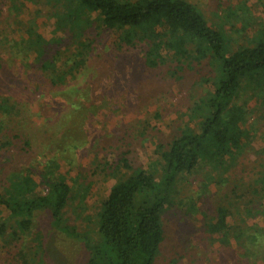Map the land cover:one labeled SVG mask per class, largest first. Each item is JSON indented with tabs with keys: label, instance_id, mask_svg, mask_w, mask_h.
<instances>
[{
	"label": "trees",
	"instance_id": "16d2710c",
	"mask_svg": "<svg viewBox=\"0 0 264 264\" xmlns=\"http://www.w3.org/2000/svg\"><path fill=\"white\" fill-rule=\"evenodd\" d=\"M24 2L36 7L27 30L0 29V112L6 121L12 118L8 117L9 112L26 108L40 91L32 90L27 85L29 81L25 84L21 81L26 68L21 63L31 60L30 57H34L29 63L31 77L42 76V84L49 93H65H58L65 97L61 99V108L70 105L82 108L83 114L86 112L88 116L85 122L90 117L96 119L103 108H108L104 100L110 91L104 88L111 81L101 77L103 83L95 85L100 73L80 89L77 84H72L81 69L87 70L93 39L86 40L85 37L95 24L101 30H94L93 38L100 37L102 31L114 34L111 42V47L115 48L111 50L114 61L125 62L118 56L125 55L124 52L119 51L144 47L142 62L149 71L162 70L170 62L178 65L175 75L178 70H184L185 63L191 68L194 62L201 66L209 61L210 67H214L217 83L211 82L214 77L205 79V84L211 82L207 97L185 115L190 125L199 121L198 130L189 128L167 146L157 147L156 154L164 163L163 166L160 160L157 161L162 168L158 181L151 170L132 171L127 159H122L115 168L110 166L112 175L124 170L129 174H122L123 178L110 189L100 207L93 231L96 234H87L91 239L83 242L88 253L87 264H155L164 242L163 216L169 209L185 202L179 199L175 184L179 188L182 179L194 176L201 167L200 170H209V175L202 177L205 192H208V184L222 181L245 154L248 146L243 142L247 136L244 129L247 109L245 104L238 105L236 100L244 88L253 93L260 92L264 102V31L251 45L230 54L224 34L210 25L198 6L189 0H0L7 9L6 21H11L13 26L18 27L23 18ZM45 8L49 12H45ZM40 17H50L54 21L50 38L40 31ZM4 50L8 51L7 58L3 55ZM106 66L112 67L107 63ZM16 67L21 69L17 74L12 72ZM106 70L104 68L101 72ZM115 70L111 69L112 73L120 72L118 67ZM12 86L20 88L12 91ZM99 90H106V94L99 95ZM111 107L114 111L118 108L115 104ZM112 116L110 114L106 119L110 120ZM63 123L58 122L59 133L52 139L55 153L58 158L62 155L63 159L53 157L48 160L40 175V181L46 187L45 194L36 192L40 185L32 173L12 174L9 188H5L4 193L0 190V216H3L0 219V242L3 248H10L22 237L32 234L40 216L54 220L68 236L79 237L75 228L66 225L65 219V210L77 186L75 179L74 186L69 185L67 176L71 169L78 167L74 166L76 158L69 159L68 149L76 153L82 148L88 149L91 142L87 147L83 143L74 146L67 142L70 124L61 128ZM25 145L29 148V141ZM258 150L264 155V147ZM66 153L69 157L65 156ZM62 168L67 173H61ZM260 168L259 176L252 181L248 191L249 196H245L249 198L245 210L236 212L237 222L232 218L235 222L232 238L237 245L232 259L236 264H264V161ZM212 173H217L219 181L212 178ZM243 196L236 195L235 199L239 201ZM232 216L228 207L217 209L215 218L208 225L214 241L231 244L227 229ZM236 223L242 227H237ZM19 255L25 261L26 248H22Z\"/></svg>",
	"mask_w": 264,
	"mask_h": 264
},
{
	"label": "rangeland",
	"instance_id": "374dc122",
	"mask_svg": "<svg viewBox=\"0 0 264 264\" xmlns=\"http://www.w3.org/2000/svg\"><path fill=\"white\" fill-rule=\"evenodd\" d=\"M189 1L198 6L210 25L224 34L230 54L240 47L251 45L264 31V0ZM35 8L26 2L23 3V18L17 27L13 26L11 21H6L7 9L0 3V29L11 27V30H27L29 21L34 18ZM43 10L49 12L48 8ZM38 25L43 35L50 38L54 21L50 20V17H40ZM94 30L100 31L101 28L95 24L91 28L92 32L85 37L86 40L93 39L87 70L81 69L72 84H77L76 86H80L77 89H80L84 84H88L96 73L101 75L95 85L103 83L101 77L111 81L109 86L104 88L110 91L109 97L104 100L108 108H103V112L98 114L96 119L91 120L90 117L85 122L88 116L86 112L83 114L82 108H72L71 105L69 108H61V99L65 97H60L58 93L63 91L49 93L42 84V76L36 74L31 77L29 63L33 62L34 57L21 63L26 67L25 72L21 74V81L22 84L29 81L27 85L32 90L40 91L26 104V108L9 112L11 115L8 117H12L9 121L4 120L0 112V123L3 120L0 124V190L3 193L9 188L12 174L32 173L33 179L40 185L36 192L45 194L46 187L40 181V175L48 160L58 158L56 150L52 147V139L59 133V121H64L61 128L66 123L70 124L67 134V142L70 144L75 146L83 143L84 147H87L91 142L88 149L82 148L76 153L68 149L69 159L76 158L74 166L76 164L78 167L68 172L69 185L74 186L75 179L77 186L74 187L72 199L65 210V219L66 225L75 228L79 237L68 236L64 228L54 220L48 219V216H40L32 234L22 237L20 242L10 248H3L4 245L0 242V264H87L88 253L84 243L85 239H91L87 234H96L93 231L102 203L106 201L113 185L123 178L122 174H129L124 170L112 175L110 166L115 168L122 159H127L133 168L132 171L151 170L155 172L157 181L160 180V164L164 166V163L160 160L161 156L156 154L157 147L167 146L189 128L198 130L199 121L190 125L185 115L200 100L207 97L211 82L217 83L214 67H210L209 61H205L201 66L194 62L191 68L185 63L184 70H178L177 75L174 71L178 65L174 62H170L168 67L162 70L149 71L142 62L144 47L119 51L125 54L118 55L125 59V62L118 61L123 65L119 64L113 60L114 53L111 52L115 49L111 47L114 34L102 31L100 37L93 38ZM3 55L7 58L8 51L4 50ZM106 63L112 67L108 68ZM116 67L120 72L112 73L111 69L115 70ZM104 68L107 70L101 72ZM19 70L21 69L16 67L12 72L17 74ZM117 75L118 78L115 79ZM205 79L212 80L205 84ZM12 87V91L20 88ZM105 91L99 90V95L103 96ZM97 93L98 90L94 95ZM259 93L243 88L236 100L238 105L245 104L247 109L248 118L244 126L247 136L243 142L248 143V146L229 175L219 181L217 173H212V178L219 182L206 185L208 192H205L202 177H207L209 170H200L201 167L194 176L182 179L179 188L178 184H175L179 190V199L185 202L180 207L169 209L163 216L164 242L155 264H236L232 259L233 253L237 251L236 241L232 238L235 222L238 221L236 212L245 210L249 199L245 196H249L252 181L259 176L260 166L264 161V155L258 153V148L264 147V102ZM1 94H4V91ZM114 104L118 107L115 111L111 107ZM106 109L108 111H104ZM110 114L113 116L107 120ZM27 141L29 148L25 145ZM7 143L10 145L6 146ZM65 156L69 157L67 153ZM61 158L63 159L62 155L58 159ZM159 160L160 166L157 165ZM60 172L67 173L63 168ZM236 195L244 196L238 201L235 199ZM221 206L228 207L234 215L228 222L227 234L231 240L229 246L214 241V236L208 231V225L212 223L217 209ZM2 218L3 216H0V219ZM236 226L242 227L239 223H236ZM80 234L87 236L82 237ZM22 248H26L25 261H22L19 255Z\"/></svg>",
	"mask_w": 264,
	"mask_h": 264
}]
</instances>
